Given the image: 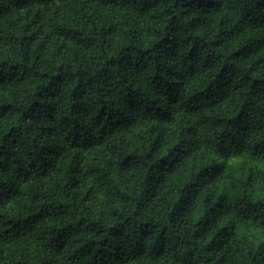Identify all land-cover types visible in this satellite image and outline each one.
Listing matches in <instances>:
<instances>
[{"label":"clouds","instance_id":"clouds-1","mask_svg":"<svg viewBox=\"0 0 264 264\" xmlns=\"http://www.w3.org/2000/svg\"><path fill=\"white\" fill-rule=\"evenodd\" d=\"M216 2L223 5V27L264 34L247 14L257 0ZM179 4L29 0L27 7H17L18 0H0V76L5 77L0 105H12L0 116V183L20 189L18 197L0 204V264H39L48 245L46 225L32 226L22 217L42 203L66 198L79 218L98 203L94 195L81 202L89 188L103 194L106 208L124 209L116 216L110 210L102 214L114 235L89 258L97 264H129V254L147 256L158 244L177 256L195 247L200 264L213 255L215 248L204 251L213 244L222 246L219 255L230 256L231 264H264V173L256 183H246V173L230 178L218 224L199 240L192 232L200 225L182 211L192 196L189 185L198 184L205 169L223 158L221 153L242 151L248 159L254 136L245 135V126L264 123V94L259 100L251 94L243 63L232 70L234 76L229 72L217 79L224 58L210 68L205 59L214 52L211 45L193 50L192 44L197 35H213L217 12ZM253 15L264 17V8ZM194 16H207L202 28L191 26ZM246 101L252 103L245 107ZM162 143L174 146L167 162L152 153ZM129 152L135 155L125 160ZM189 162L185 187L175 177L185 174ZM162 164L169 171L179 167L168 187L182 189L188 198L176 204L174 213L170 204L151 196L153 173ZM38 191L45 193L41 201L33 200ZM123 215L132 219L125 223ZM55 223L61 226L59 219ZM250 229L256 233L252 238Z\"/></svg>","mask_w":264,"mask_h":264},{"label":"trees","instance_id":"trees-1","mask_svg":"<svg viewBox=\"0 0 264 264\" xmlns=\"http://www.w3.org/2000/svg\"><path fill=\"white\" fill-rule=\"evenodd\" d=\"M28 2L29 0H18L17 7H27ZM177 3L179 4V0H177ZM179 6L186 9L191 8L193 11L217 12V23L212 29L213 35L208 36L207 39L197 35L196 40L192 41L193 50L197 48L202 50L211 45L214 52L209 54V57L205 59V64L210 68L215 67L216 63L224 58L223 66L220 67L217 73V79L222 78L229 72L234 76L235 72L232 70L237 69L242 63L245 64L247 72L244 79L250 82L249 90L259 100L261 95L264 94V34L257 35L250 31L245 32L243 29L236 28L235 26L231 29L223 27L224 20L219 15V10L223 5L217 3L216 0H187V3L179 4ZM262 8H264V0H257L253 8L247 12L249 16H252L251 22L257 27H264V17L253 15V12ZM175 19V17H172L173 21ZM206 20L207 16H194L190 23L193 28L200 29L204 26ZM162 39L171 43L168 41L167 36ZM157 43H160V41H157ZM191 54L192 50H190ZM258 73L260 75H257ZM8 79L11 80L12 76H9ZM4 80L5 77L0 76V82ZM208 87L210 88L211 84ZM204 91H207V89H204ZM219 99L222 100L223 97ZM249 103H252V101H246L245 107ZM11 108V104L0 105V116L8 113ZM243 111L244 108H241V113ZM221 120H223V117H221ZM231 120L232 118H229V123H231ZM245 135L254 136V142L251 145V150L248 152L247 160L242 158V151H233L229 154L221 153L223 158L215 164L209 165L208 167L211 169H205V173L202 174L205 176L200 178L198 184L189 185L192 196L189 201L182 205V211L185 215H189L195 224L200 225L199 228L192 232L194 241L199 240L201 236H206L218 224L217 217L221 216L223 202L228 199L226 188L231 187V177L238 179V174L243 175L246 173L245 182L256 183L259 175L264 173V123L257 120L255 124L245 126ZM171 147L174 146L162 143L153 148L152 153L158 152L160 159L167 162L168 157L172 155L170 151ZM152 153L149 154V158H151ZM134 155V153L129 152L124 159L128 160ZM149 171L151 172V169ZM209 171L210 175H208ZM173 172H179V167L177 166L169 171L164 169L162 164L153 173L154 178L151 181L154 185V190H151L152 198H159L170 204L172 213L176 211L177 203L188 199L181 195L182 189L176 192H172L169 189L168 185ZM190 174L191 163L189 162L185 174L175 177L176 183L184 182L185 187H187L186 177ZM25 179L27 178L25 177ZM0 188H4V191L0 192V204L19 196L20 189L14 184L7 186L4 183H0ZM44 195V192L38 191L33 194V200L41 201ZM93 195L98 203L91 208L90 213L86 211L79 218L72 215L70 211L71 203L66 198L52 205L42 203L39 210L31 211L29 215L22 217L23 220L28 221L32 226L37 224L46 225L45 231L48 245L44 249L45 256L39 260V264H97L95 259L89 258L95 257L98 252H101L109 236L114 235L110 229H107L102 214L110 210L116 216L118 213L123 214L124 209L122 205L120 207L108 205L106 208L102 203L103 194H93L91 188L80 196L81 202L90 201ZM122 199H126V197H122ZM21 203L27 204L25 201H21ZM27 206L30 207V205ZM136 207L137 209H141L139 203ZM137 214V211L133 212V215ZM0 215H3V213H0ZM120 218V216H117L118 220ZM57 219L60 220L61 226L59 228L55 223ZM65 219H67V222H65ZM122 219L127 223L132 217L123 215ZM171 221L172 216L170 214L169 223ZM145 223L148 224L150 221H145ZM167 227L168 225L166 224L160 231L163 232ZM106 230L108 231L107 235H105ZM255 234L254 230L250 229L248 231L249 238H252ZM213 240H215V237H213ZM221 247H217L215 244L212 247L206 246L204 249L205 253L213 251V248H215V251L204 264H211L213 258L220 254ZM66 249H71V251L65 257L62 253ZM141 258H143L144 264H177V261L180 264H187L189 261L191 264H200L201 253L195 247H186L184 255L177 256L175 252H170L166 245L158 244L153 247L147 256H144L142 251L134 252L129 254L127 261L129 264L132 261H136L139 264ZM253 260H255V257H253ZM216 264H231V257L219 255Z\"/></svg>","mask_w":264,"mask_h":264}]
</instances>
